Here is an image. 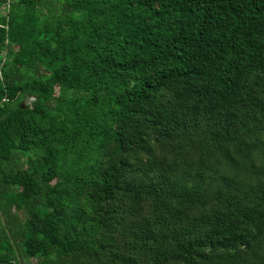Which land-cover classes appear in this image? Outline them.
<instances>
[{"label":"trees","instance_id":"trees-1","mask_svg":"<svg viewBox=\"0 0 264 264\" xmlns=\"http://www.w3.org/2000/svg\"><path fill=\"white\" fill-rule=\"evenodd\" d=\"M0 264H264V0H0Z\"/></svg>","mask_w":264,"mask_h":264}]
</instances>
